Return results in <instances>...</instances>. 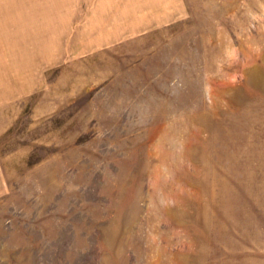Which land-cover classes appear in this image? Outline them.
I'll return each instance as SVG.
<instances>
[{"label": "rangeland", "instance_id": "374dc122", "mask_svg": "<svg viewBox=\"0 0 264 264\" xmlns=\"http://www.w3.org/2000/svg\"><path fill=\"white\" fill-rule=\"evenodd\" d=\"M0 264H264V0H0Z\"/></svg>", "mask_w": 264, "mask_h": 264}]
</instances>
